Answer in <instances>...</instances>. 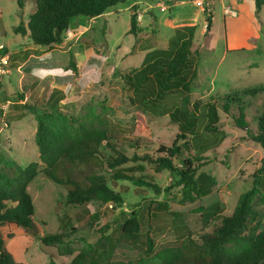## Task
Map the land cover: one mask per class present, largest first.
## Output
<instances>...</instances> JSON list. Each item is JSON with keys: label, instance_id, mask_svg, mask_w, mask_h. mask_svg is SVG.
Here are the masks:
<instances>
[{"label": "rangeland", "instance_id": "obj_1", "mask_svg": "<svg viewBox=\"0 0 264 264\" xmlns=\"http://www.w3.org/2000/svg\"><path fill=\"white\" fill-rule=\"evenodd\" d=\"M197 1L127 0L101 17L73 18L63 43L51 47L34 45L29 33L27 36L17 34L15 29L22 21L17 2L0 0V58L8 60V65H0V159L13 160L22 167L39 162L35 141L37 121L32 114L20 119L21 103L75 113L82 121L91 120L102 129L114 126L119 130L114 144L129 156L134 153L131 143L139 142L141 154L154 153L161 145L171 146L177 140L178 125L168 115L144 113L132 107L128 100L132 93L122 80L121 72L140 68L147 54L154 50L168 49L176 30L182 28L174 19L180 5L193 9L190 12L193 21L187 24L197 27L195 41L201 50L199 76L192 86V102L215 103L220 116L218 133L206 131L205 118L201 119L198 129L201 144L207 142L210 148L203 155L211 163L202 171L217 181L209 196L184 203L180 188L170 189L173 184L170 173L156 174L145 164L144 175L153 176L162 188L161 194L133 182H115L113 173L107 170L102 174L107 177L109 186L122 194L124 203L120 207L98 203L73 207L67 205V190L40 174L28 188L35 206L38 236L12 224L0 227L6 248L17 262L70 264L74 255L60 256L57 247L43 246L41 238L61 232L59 215L65 217L70 232L95 213L101 216L95 231L110 236L113 261L137 262L144 257L147 250L144 242L148 237L155 243V252L169 243L179 245L190 238L199 242L202 235L212 233L220 225V221H206L202 217L203 209L218 203L219 215L230 216L241 195L251 190L264 160V149L251 138L264 113V93L245 97L240 103L247 106L248 128H239L233 120L239 115L238 103H231L228 113L223 107L229 102L226 99L229 96L264 86V8L258 11L254 0H205L202 6ZM35 10L33 3H27L22 14L25 24ZM134 14L140 28L139 36L130 34ZM209 16H214L212 30L207 26ZM248 31L250 40L246 39ZM226 36L245 44L243 49L228 51ZM72 57L83 76L96 72L88 85L76 87L78 96L70 92L74 76ZM179 104L178 96H170L158 109L174 108ZM102 151L108 157L113 155L107 147ZM261 190L264 195V182ZM254 207L259 212L253 228L256 233L264 230L261 197L255 200ZM132 211L138 212L141 220L143 242L139 245L119 240L117 220ZM173 213L183 215L186 230L178 228ZM80 233L92 241L88 236L91 231L83 229ZM72 248L79 251L85 249L86 244L79 241Z\"/></svg>", "mask_w": 264, "mask_h": 264}, {"label": "trees", "instance_id": "obj_2", "mask_svg": "<svg viewBox=\"0 0 264 264\" xmlns=\"http://www.w3.org/2000/svg\"><path fill=\"white\" fill-rule=\"evenodd\" d=\"M126 1L16 0L22 21L15 32L22 36L29 33L33 44L37 46L60 45L73 18L82 16L95 19ZM29 2L35 5L36 10L25 24L22 14ZM254 3L258 11L264 8V0H254ZM212 25L213 17L209 16L208 29ZM139 31L137 15L134 14L131 17L130 34L139 36ZM196 32V26L178 28L168 49L154 50L147 54L140 68L121 72L122 80L132 93L128 97L132 107L144 113L168 115L179 127L177 140L171 146L161 145L154 153H139L141 145L136 142L131 143L134 153L129 156L114 144L119 133L114 126L102 129L91 120L82 121L75 113L21 103L20 119L32 114L37 121L35 141L39 149V162L22 167L13 160L0 159V227L12 224L32 236H38L34 220L35 206L28 188L40 174L65 188L67 205L73 207H86L91 203L120 207L124 203L122 194L111 188L107 177L102 174L107 170L113 173L115 182H133L136 186L150 188L157 195L161 194L162 188L155 183L153 176L144 175L147 170L145 164L156 174L169 172L173 181L170 189L180 188L184 203H194L209 196L217 181L202 171L211 163L203 155L210 148L207 142L201 144L198 129L201 119L205 118L206 131L218 133L220 116L217 104L192 102V86L199 76L201 56L200 46L195 41ZM71 66L74 76L70 92L78 96L80 94L76 87L88 85L93 81L90 77L95 76L96 72L83 76L74 57ZM239 93L226 98L229 102L223 108L228 113L231 103H238L239 115L234 116L233 120L239 128L245 129L249 127L247 106L240 103L245 97L264 93V86ZM170 96H178L180 104L159 110L161 102ZM251 138L264 149V113L260 115L257 130ZM103 147L109 148L113 155L106 156ZM128 164L132 165L126 167ZM263 182L264 160L255 175L253 187L241 195L232 215L220 216L221 207L218 203L203 209L202 217L206 221H220L212 233L202 235L199 242L190 238L179 245L169 243L158 252H155V243L148 237L144 242L147 247L144 257L137 262L113 261L110 236L105 237L103 231H95V225L101 217L99 213L93 214L70 232L65 217L59 215L61 232L43 236L41 243L45 247H57L60 256L74 255L70 264H264V230L253 233L259 218L254 202L261 197L264 203L261 190ZM161 205L169 209L168 205ZM173 216L178 228L186 230L183 215L173 213ZM117 221L121 242L129 245L143 242L138 212L122 214ZM83 229L91 231L92 234L88 236L92 241L80 235ZM79 241L84 242L86 248L75 251L72 245ZM0 264H21L7 250L1 232Z\"/></svg>", "mask_w": 264, "mask_h": 264}, {"label": "crops", "instance_id": "obj_3", "mask_svg": "<svg viewBox=\"0 0 264 264\" xmlns=\"http://www.w3.org/2000/svg\"><path fill=\"white\" fill-rule=\"evenodd\" d=\"M224 7V5H223ZM178 12L176 13L174 19H175V24H179V26L181 27H187V26H195V24H187V22L189 21H193V13L191 14L190 12L193 11L192 7L191 6H178L177 8ZM197 24V23H196ZM214 26V16H213V25H212V28ZM211 28V30H212ZM204 31L203 30V34H204ZM226 31H227V28H226ZM250 31H248L247 33V38L248 40H250L251 36H250ZM226 42L227 44H229V48H228V51H239L240 49L242 50L243 47L245 44H242L240 43L238 40H234L233 38H230L229 36L227 37L226 36ZM246 42V40H245Z\"/></svg>", "mask_w": 264, "mask_h": 264}, {"label": "built area", "instance_id": "obj_4", "mask_svg": "<svg viewBox=\"0 0 264 264\" xmlns=\"http://www.w3.org/2000/svg\"><path fill=\"white\" fill-rule=\"evenodd\" d=\"M204 2H205V0H199V1H197L196 3H198L199 5L202 6V5H204ZM1 64H2L3 66H4V65H5V66L8 65V60H7L6 58H3V59L0 58V65H1ZM4 72H5V71L3 70V73H4Z\"/></svg>", "mask_w": 264, "mask_h": 264}]
</instances>
